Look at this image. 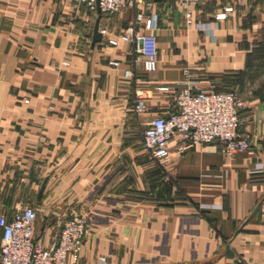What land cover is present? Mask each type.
<instances>
[{
  "label": "crops",
  "instance_id": "crops-1",
  "mask_svg": "<svg viewBox=\"0 0 264 264\" xmlns=\"http://www.w3.org/2000/svg\"><path fill=\"white\" fill-rule=\"evenodd\" d=\"M229 2L213 36L195 27ZM249 6L206 0L185 24L173 1L153 0L157 70L148 81L132 43L101 35L90 44L96 14L85 7L0 0V212L33 206L43 245L64 218L85 216L75 264H264V69L247 55ZM129 18L119 11L98 24L118 33ZM183 70L203 89L243 99L239 134L251 152L213 140L175 156L173 138L164 158L149 157L142 130L171 109ZM138 87L150 90L141 112L132 108Z\"/></svg>",
  "mask_w": 264,
  "mask_h": 264
},
{
  "label": "built area",
  "instance_id": "built-area-1",
  "mask_svg": "<svg viewBox=\"0 0 264 264\" xmlns=\"http://www.w3.org/2000/svg\"><path fill=\"white\" fill-rule=\"evenodd\" d=\"M69 1L95 13V0ZM165 1H173L182 11L184 23L190 24L193 8L206 0ZM152 3L153 0H97L101 16L119 11L130 12V18L121 32L114 33L98 24L99 31L110 45L121 40L133 44L134 50L141 55V68L148 81L156 78L157 70V40L153 32L157 27V15L152 10ZM231 8V2L222 5L213 13L212 21H194V25L213 36L212 29L217 20L224 18ZM62 63L67 64L64 60ZM109 63L114 65L115 61ZM122 75L131 77L132 74L125 68ZM179 82L182 86L173 95L171 109L153 115L142 130V147L151 159L164 158L169 153L173 138L175 156H179L187 145L213 140L219 141L227 152H251L246 136L239 134L243 99L235 90L203 89L198 85L197 78L187 70H183ZM156 88L165 90L167 86ZM149 96L148 87L136 88L133 92V111H143ZM254 168L258 169V166ZM36 219V209L31 205L18 207L10 216L0 212V264H75L82 238L88 229L86 217L73 214L64 218L57 237L45 245L34 239ZM103 261V256H99V264Z\"/></svg>",
  "mask_w": 264,
  "mask_h": 264
},
{
  "label": "rangeland",
  "instance_id": "rangeland-1",
  "mask_svg": "<svg viewBox=\"0 0 264 264\" xmlns=\"http://www.w3.org/2000/svg\"><path fill=\"white\" fill-rule=\"evenodd\" d=\"M248 1V0H247ZM250 8L256 13L250 14L249 40L246 41L248 57L255 71L264 69V0H249Z\"/></svg>",
  "mask_w": 264,
  "mask_h": 264
},
{
  "label": "water",
  "instance_id": "water-1",
  "mask_svg": "<svg viewBox=\"0 0 264 264\" xmlns=\"http://www.w3.org/2000/svg\"><path fill=\"white\" fill-rule=\"evenodd\" d=\"M157 1V0H155ZM95 17H94V21H93V24H92V30H91V36H90V44L93 45V43L95 42H99L100 39H101V33L99 31V18L101 16V13H100V10H99V7L97 5V0H95ZM42 187H43V182H41L38 190H37V195L40 194L41 190H42ZM257 205H255L250 214L256 209Z\"/></svg>",
  "mask_w": 264,
  "mask_h": 264
}]
</instances>
